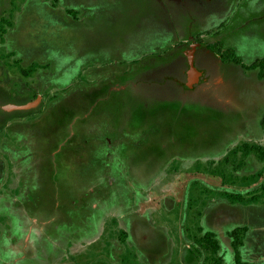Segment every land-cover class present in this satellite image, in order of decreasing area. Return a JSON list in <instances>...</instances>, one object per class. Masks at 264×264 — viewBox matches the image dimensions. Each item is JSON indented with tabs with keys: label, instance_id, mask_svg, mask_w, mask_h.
Instances as JSON below:
<instances>
[{
	"label": "rangeland",
	"instance_id": "374dc122",
	"mask_svg": "<svg viewBox=\"0 0 264 264\" xmlns=\"http://www.w3.org/2000/svg\"><path fill=\"white\" fill-rule=\"evenodd\" d=\"M12 2L0 87L41 100L0 122V264H264L263 32L230 41L238 59L222 58L244 65L220 75L212 103L156 105L171 114L163 129H108L94 100L110 86L89 91L96 56L166 48V20L149 19L144 0ZM83 6L98 18L81 31ZM134 140L157 158L143 175L130 169Z\"/></svg>",
	"mask_w": 264,
	"mask_h": 264
},
{
	"label": "flooded vegetation",
	"instance_id": "af4514ba",
	"mask_svg": "<svg viewBox=\"0 0 264 264\" xmlns=\"http://www.w3.org/2000/svg\"><path fill=\"white\" fill-rule=\"evenodd\" d=\"M144 1L147 4H143V8L150 12L149 19L154 21L162 16L168 23L172 36L171 44L164 49L153 51L141 61H131L128 68L119 67L116 73L100 72L94 75L95 79H91L92 83L97 82L90 85H94L89 88L93 94H99L102 87L110 86L108 94L105 93L94 100V107L100 105L102 109L100 121L102 124H108V129H163L167 123L165 118L171 114L166 110L157 111V108H154L156 105L180 101L179 105L185 106L187 103H212V100H207L206 95L210 93L212 96L211 87L221 79L220 75L229 76L228 71H238L244 65L240 61H224L222 58L223 52L227 51L232 56L237 55L236 44L230 41L241 35L263 32L264 44V0ZM11 2L12 0H0V33L11 23V15H6L2 5H11ZM11 14L15 17L14 12ZM9 96L11 95L0 87V114L3 119L1 123L35 110L9 109V106H23V103L27 102L26 98L10 99ZM135 106H138L137 110L144 116L131 115L134 110L131 107ZM180 112L177 110L174 116L179 117ZM141 133L132 132L130 137L138 138ZM132 144L139 147L142 143L134 140ZM144 146L145 144L139 148V153H133L131 160H139L130 169L140 175L147 172L146 164L149 161L152 163V160H157L148 156L140 158L141 150L146 149ZM169 155H166V160ZM159 171H154L152 176L159 175Z\"/></svg>",
	"mask_w": 264,
	"mask_h": 264
},
{
	"label": "crops",
	"instance_id": "0c3cea01",
	"mask_svg": "<svg viewBox=\"0 0 264 264\" xmlns=\"http://www.w3.org/2000/svg\"><path fill=\"white\" fill-rule=\"evenodd\" d=\"M107 6H108V4L106 2H104V5L102 6V8L103 9H106L105 7H107ZM74 9H76V13H78L77 16L79 17V19L77 21L73 20V22H77L79 24L78 27L81 29V31L85 30L84 29L85 28L84 27L85 26L84 23L86 22L85 19H86V16L87 15H90V17H93V18H98V15H96L95 17L93 16V14H97L98 13V12H96V8H90V9H88L87 7H84L83 6L81 8H74ZM71 10H68V11H71ZM141 25H142L141 23L140 24H139V22L137 23V27L136 28L139 29L138 30L139 32H143L142 31V28H141ZM73 26H75V25L73 24ZM201 27H203V26H201ZM204 27L206 28L208 26H204ZM69 28H70V25H68V29ZM116 51H117V49L115 51H111L112 52V55L110 56V58L107 61L104 60V57H103L104 56V53L101 54L99 52L98 55L96 56L97 59H96V57L94 59L99 60V61H104L103 63H105V64H103V66H101V67H97V66H95L96 62L93 63L94 65H92V66H95L96 73H92V75H95V74L100 73V72L104 73V72H107V71H111L110 73H116L119 67H126V68H128V64L131 61H133V60H135V61L136 60L141 61L145 56L153 53V51H150V50H147V51L142 50V51L135 52L134 53L135 56L133 58H131V59H128V58H125L123 55L117 57L116 56L117 54H115ZM123 53H125V52H123ZM113 56H116L117 59H115L112 63H110V61L112 60ZM87 76H88V74L83 73L82 80H85L87 78ZM88 80H90V79L88 78ZM86 81L87 80H85V82ZM87 86H89V85H87Z\"/></svg>",
	"mask_w": 264,
	"mask_h": 264
},
{
	"label": "water",
	"instance_id": "95a60500",
	"mask_svg": "<svg viewBox=\"0 0 264 264\" xmlns=\"http://www.w3.org/2000/svg\"><path fill=\"white\" fill-rule=\"evenodd\" d=\"M39 100H41V99L38 98L35 102L28 103V104L23 105V106H14V105H12V106H9L8 108L9 109H21V110H32V109H36L38 107V105H39Z\"/></svg>",
	"mask_w": 264,
	"mask_h": 264
},
{
	"label": "trees",
	"instance_id": "16d2710c",
	"mask_svg": "<svg viewBox=\"0 0 264 264\" xmlns=\"http://www.w3.org/2000/svg\"><path fill=\"white\" fill-rule=\"evenodd\" d=\"M233 59H238V57L235 54H233ZM263 128H264V122H263Z\"/></svg>",
	"mask_w": 264,
	"mask_h": 264
}]
</instances>
